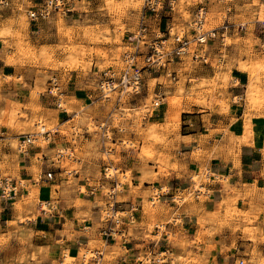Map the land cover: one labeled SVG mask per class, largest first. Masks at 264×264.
Masks as SVG:
<instances>
[{"label":"rangeland","instance_id":"rangeland-1","mask_svg":"<svg viewBox=\"0 0 264 264\" xmlns=\"http://www.w3.org/2000/svg\"><path fill=\"white\" fill-rule=\"evenodd\" d=\"M38 1L0 0L2 50L7 55L12 49L16 50L17 58H9L8 63L21 68L27 77L33 79L34 86L33 99L26 106L16 105L13 101L7 102V108L1 112L4 120L0 121V124L12 129L15 122L18 123L20 137L37 134L42 130L41 125H45L43 130H50L52 134L53 119L50 114H45V110L37 99L39 95L44 94L54 100L52 105L54 108L62 111V108L57 107L54 95L49 93L51 81L57 82L65 92V97L61 101L62 107L69 110L68 115H71V118H75L73 124L62 128L61 131L69 137V143L72 145L77 146L80 143L81 149L57 150L53 163L59 166L58 169H66L71 181L75 180L77 172H81L89 179V187L100 186L104 182L107 185L108 182L104 181V167L112 163L118 170L119 181L123 185L130 184L131 172L124 171L119 164L123 153L131 150L137 151L139 158L146 163L153 161L161 167L168 165L169 161L174 159L173 152L176 149L175 143L179 139L178 131L182 126L183 113L190 112L193 108L213 110L220 109L223 105L229 111L233 104L246 106L245 128L251 126V112L264 110V44L256 38L254 28L250 25L253 20L252 15L249 16L247 12L256 8H260L262 12L264 6L259 0L247 2L226 0L222 3L211 1L206 29H215L218 37L221 34L225 36L223 43L217 39L205 47L210 58L209 63L195 62L190 56L180 63H173L169 73L178 74L176 82H171L169 76L164 79V72L159 75H146L145 99L130 100L118 105L116 96H112L110 101L99 98L97 78L99 71L104 68L121 66L122 56L127 51L125 38L127 33L137 30L144 0H78L79 16L53 13L48 22L36 27L28 20L27 12L37 7V3L39 6V2L42 3L43 0ZM66 1L69 4L72 2V0ZM170 1L173 11L167 10L164 22L169 20L173 33H185L192 39L191 23L195 8L201 0ZM236 7L237 10L239 9L238 12H235ZM261 12L259 17L263 20ZM233 15L236 20L228 22ZM240 25H245V31H239ZM194 50H196V43H192L190 47L191 52ZM97 53L102 61L94 63L93 58ZM74 73L82 75L88 84L85 89L92 93L94 102L90 107L78 111H75L72 101L66 96L67 87ZM242 73L248 76V92L245 100L235 98L232 94V86L240 85L234 77L239 78L236 74ZM20 76H22L20 80L24 82L26 76L22 73ZM154 77L160 79L153 81ZM6 78L3 74L0 75V88L1 82ZM17 80L18 78H15V81ZM159 83L162 86H159ZM159 91L164 93L163 106L152 114H146L143 103L151 104L155 93ZM171 100H178L181 103V111L180 109L178 111L179 107L173 109ZM174 111L181 113L179 121L174 116ZM81 123H86L84 128L80 126ZM103 124L108 125L106 138H103L99 130V126ZM51 134L47 139L41 135L38 137L35 135L34 146L44 148L49 146L53 141ZM11 135L9 132L8 141L5 144L10 149L9 156L2 154V143H0V155H3L4 159L0 160V175L18 183L19 195L13 202L15 205L12 206L0 199V264H38V262L39 264H59L63 253L68 249L64 244L65 233L60 234L53 232L50 228L47 229V224L51 221L50 216L54 212L49 216L41 214L37 188L31 189L29 193L24 194L25 196L20 193L27 182L21 177L20 137ZM85 135L91 136L90 139L84 138ZM0 137L4 136L0 134ZM238 139L242 142V138ZM64 153H68L69 159L60 158V155ZM87 156L90 158L88 166L84 163L78 164ZM161 167L159 171L163 173L164 170ZM153 170L148 169L147 165L142 168L141 180L155 182L158 175H155ZM29 173L37 182H41L40 178H46V174L41 176L42 168L37 162ZM212 180V177L203 174L193 176V187L198 189L202 186V194L196 198L195 195L178 191L174 195V204L184 207L204 201L210 194L208 185ZM107 187L102 190L99 197L95 195L96 200L103 207H105L106 199L103 200L102 196L106 194ZM81 192L85 194L87 191L82 188ZM166 192L167 189L153 190L150 197L156 200L157 195ZM44 196L48 197V192H45ZM177 197L183 198V202L178 201ZM118 200L124 202L122 194ZM239 200H248L253 203L264 202V194L251 191L246 192L245 195L240 191L232 194L228 200L232 205L228 213L235 220L243 215L236 208ZM58 205L59 203L57 207ZM154 205L153 202L151 206ZM129 215L121 214L122 217ZM259 216V213L255 215V219ZM251 223L250 221L249 225L243 224L241 228L244 233L249 234V239L255 241L261 235L263 227L252 226ZM229 227L232 230L237 229L233 225ZM121 242L122 236L117 238L116 243L120 245ZM101 246L102 242L99 239H91L90 249H98ZM113 255V253H107L104 264H109ZM260 259L258 250L254 249L250 260H244V262L258 264ZM242 260L243 258L237 260L236 264Z\"/></svg>","mask_w":264,"mask_h":264},{"label":"crops","instance_id":"crops-1","mask_svg":"<svg viewBox=\"0 0 264 264\" xmlns=\"http://www.w3.org/2000/svg\"><path fill=\"white\" fill-rule=\"evenodd\" d=\"M259 1L264 6V0ZM78 4V0L70 3L74 10L72 17L79 16ZM235 9L238 12L239 9ZM247 12L249 16L252 15L250 25L254 28L256 38L264 44V19L260 20V8ZM261 13L264 18V10ZM235 15L228 22L235 21ZM165 24L172 26L168 20ZM9 55L3 52L0 39V75L7 77L1 82L0 88V121L4 120L1 112L7 108V102L13 101L16 105L26 106L33 99V79L27 77L21 68L8 63L9 58H17L16 50L12 49ZM93 60L96 63L102 61V58L97 53ZM21 73L26 76L24 82L20 80ZM236 75L239 78H234L240 85L232 86L233 97L245 100L248 76L243 73ZM15 78L18 80L15 81ZM87 86L80 73L73 74L66 96L72 101L75 111L88 108L94 103L92 93L85 89ZM37 100L45 114H50L53 119V141L46 148L33 145L27 149V153L20 155L21 177L27 182L20 193L24 195L37 188L38 199L50 202L54 208L51 214L54 213L46 215H51L47 229L65 233L64 244L72 257L81 250L90 249L91 239L96 238L102 242L105 261L107 253L114 254L109 264H138V260L150 252L166 253L165 264H236L241 258L243 262L249 261L254 249L258 250L260 258H264V202L239 200L236 208L243 215L235 220L228 213L232 207L228 201L232 194L239 191L243 195L248 191L264 194V110L251 112L253 137L250 143L240 142L238 139L245 135L246 106L233 104L225 114L216 108H193L190 112L183 113L184 119L182 117V126L178 131L179 139L173 152L174 159L164 167L153 161L146 163L135 150L123 153L119 166L124 171H130L132 177L131 183L124 185L123 209L128 211L131 204H138L140 208L132 220H125L121 244L105 245L99 235L100 228L104 226V207L96 200L97 197L89 195L86 177L77 172L75 180L71 181L69 172L61 167L58 169L59 166L53 163L57 150L81 149L80 143L77 146L72 145L69 137L61 131L73 124L75 118L54 108V100L44 94L39 95ZM85 125L86 123L80 124L83 128ZM19 129L16 122L12 129L0 124V134L4 136L0 137L1 151L5 156L10 155V149L5 145L8 133L11 132L12 137H20ZM90 137L85 135L84 138L88 140ZM63 159H69L68 155ZM0 160H4L3 155H0ZM89 161L87 156L78 164L84 163L88 166ZM35 162L41 165L42 177L46 173H54L53 182L41 181L42 178L39 179L41 182H37L30 175L29 171ZM146 165L158 175L153 183L141 180V170ZM160 167L164 170L163 173H160ZM201 174L213 178L208 185L210 194L207 199L184 207L174 204V195L178 191L189 190L193 186V176ZM82 188L86 189L85 194L81 192ZM164 189L167 192L159 194L156 199L158 201L150 197L153 190ZM45 192H48V197L44 196ZM56 202L59 203L58 207ZM153 202L155 205L151 206ZM13 204L15 205H10ZM258 213L260 216L255 219ZM250 221L252 226L263 227L261 235L255 241L249 239V234L244 233L241 228L243 224L249 225ZM230 225L237 229L232 230Z\"/></svg>","mask_w":264,"mask_h":264},{"label":"built area","instance_id":"built-area-1","mask_svg":"<svg viewBox=\"0 0 264 264\" xmlns=\"http://www.w3.org/2000/svg\"><path fill=\"white\" fill-rule=\"evenodd\" d=\"M211 1L222 3L226 0H201L198 2L191 23L190 33L192 39H190L185 33H173V27L165 24V13L167 10L173 11L170 0L168 2L166 0H144L137 30L127 33L125 38L127 51L122 56L121 66H110L99 71L96 83L97 90L100 93L99 98L110 101L112 96H116L117 105L125 104L130 100L140 99L143 101L147 92L146 75H159L164 72V79L169 76L171 82H176L178 74L176 72L169 73V68L173 63H180L190 56L195 62L200 61L208 64L210 58L205 47L217 39L223 43L225 36V34H221L218 37L215 29H206ZM227 9L229 11L230 8ZM53 13L69 16L73 14V9L66 0H43L39 6L27 12V17L34 26L39 27V25L48 22ZM238 29L239 31H245L246 27L240 25ZM192 43H196V50L193 52L190 51ZM157 80H159V77H157ZM50 84L49 93L54 95L57 107L62 108L63 114H68V111L59 103L61 99H64L65 92L54 80ZM159 86H162V84L159 83ZM163 100L164 93L162 91L155 93L151 104L143 103L146 114H152L160 109L164 104ZM107 126V124L99 126L103 138L107 137ZM50 134V130H41L40 133L35 135H42L47 139ZM35 135L21 136L19 150L22 154L27 153V149L35 144ZM67 155L64 153L60 155V158ZM117 173L118 170L112 163H109L108 166L104 167V181L108 184L106 185L104 182L100 186L89 187V195L95 196L102 194V190L108 186L106 194L103 195L106 199L102 212L104 226L99 231L105 245L116 243L117 238L120 236H122V239L124 238L123 225L125 220H132L133 215L140 208L138 204H131L128 211L123 209L124 202L119 201L118 197L123 194L124 185L119 181ZM40 180L53 182L54 173H46V178ZM86 181L88 182L89 179L86 178ZM202 189V186L198 189L192 186L186 192L189 195H195L197 198L202 194ZM18 195V183L7 177H0V199L11 204ZM158 196L156 197L158 198ZM40 208H42L41 204ZM126 211L131 214L122 217L121 214H125ZM41 212L43 211L41 210ZM166 258V253L155 254L150 252L139 259L137 263L165 264ZM104 261L105 251L103 248L85 249L75 257L71 256L70 251L65 250L59 264H104Z\"/></svg>","mask_w":264,"mask_h":264},{"label":"bare ground","instance_id":"bare-ground-1","mask_svg":"<svg viewBox=\"0 0 264 264\" xmlns=\"http://www.w3.org/2000/svg\"><path fill=\"white\" fill-rule=\"evenodd\" d=\"M246 70V69H245ZM152 80L153 81H157V78H152ZM253 93V92H252ZM173 100V99H172ZM171 100V105H172V107H173V109H176V108H178V111H179V109H180V111H181V107H180V105H181V103L177 100H174V101H172ZM61 101H62V99L60 100V104H61V106H63V104L61 103ZM181 101V100H180ZM112 105V104H111ZM222 107L219 109V111L221 112V113H223V114H225V113H228V108H226L225 106H223V105H221ZM183 110V109H182ZM68 111V110H67ZM120 112H122V111H120ZM175 112V111H174ZM180 114L181 113H177V112H175V117H176V119L179 121V118H180ZM175 117H174V121H175ZM173 118V117H172ZM40 124V123H39ZM42 127V130H43V128H44V126L45 125H41ZM41 131V130H40ZM40 131L38 132V133H40ZM37 133V134H38ZM42 136V135H41ZM252 137H253V133H252V130H251V126H249L248 128H245V135H244V137L242 138V142H247V143H250L251 141H252ZM36 139V138H35ZM146 153V152H145ZM178 198V201H182L183 202V198H181V197H177ZM175 199H176V197H175ZM225 202H226V200H225ZM40 204H41V206H42V208H40ZM39 209H40V212H41V210L43 211V212H41V214H43V215H48V214H51V212L54 210V208L52 207V205L50 204V202L49 201H40L39 202Z\"/></svg>","mask_w":264,"mask_h":264},{"label":"clouds","instance_id":"clouds-1","mask_svg":"<svg viewBox=\"0 0 264 264\" xmlns=\"http://www.w3.org/2000/svg\"><path fill=\"white\" fill-rule=\"evenodd\" d=\"M38 264H39V262H38ZM238 264H245V262L240 261V262H238ZM258 264H264V258H261V259L259 260Z\"/></svg>","mask_w":264,"mask_h":264}]
</instances>
